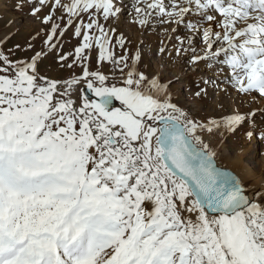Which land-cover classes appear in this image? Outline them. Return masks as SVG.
Masks as SVG:
<instances>
[{
    "label": "snow or ice",
    "instance_id": "1",
    "mask_svg": "<svg viewBox=\"0 0 264 264\" xmlns=\"http://www.w3.org/2000/svg\"><path fill=\"white\" fill-rule=\"evenodd\" d=\"M25 6L46 48L13 59L4 47L11 36L0 38V264H264V189L249 191L217 163L225 137L260 127L264 110L198 119L173 102L178 79L141 71L139 51L129 64L126 51L109 48L115 28L105 24L119 19L122 0L17 4ZM133 8L141 28L153 19L183 28L172 47L196 73L194 102L235 93L264 103V0H136ZM74 23L82 43L67 63L56 37ZM93 44L111 76L86 64ZM49 56L81 74H42Z\"/></svg>",
    "mask_w": 264,
    "mask_h": 264
},
{
    "label": "rangeland",
    "instance_id": "2",
    "mask_svg": "<svg viewBox=\"0 0 264 264\" xmlns=\"http://www.w3.org/2000/svg\"><path fill=\"white\" fill-rule=\"evenodd\" d=\"M21 2L22 0H0V38L6 34L11 36V39L8 40L4 47L13 48L15 51V55L12 57L13 59H29L34 55L35 51L46 48L44 45V39H46L44 28H42L40 21L30 15V9L28 7L25 6L22 9L17 8V4ZM122 3L124 6L130 4L129 13L131 14L123 12L125 16L129 15V17L119 18L117 21L110 20L105 24L106 29L109 25L115 28V35L109 46L110 50L116 56L123 55L126 51L129 64L132 63V58L139 51L142 55V59L138 63L141 71H144L148 75L159 73L165 81L178 79L179 83L173 84L172 90L175 94L173 102L182 108L190 110L191 114L198 119L205 117L220 118L236 110L241 112H247L254 108L264 110V107L262 108L260 104V99L253 101L251 97H245L242 100L235 93L228 97L220 95L208 101L194 102L192 98V92L194 91L192 81L196 78V73L189 70L188 56L184 54L176 55L172 47L176 45L175 36L184 34L183 28L179 32L173 33L171 29L175 25L161 24L160 22H156L155 19L146 28H141L134 22L136 13L133 6L136 4V0H129L128 2L122 1ZM43 14L41 13V15ZM57 16H59V13H57ZM66 19L65 17V21ZM57 22L61 23L59 20ZM85 22H87V17H85ZM101 23H104L102 19ZM75 27L76 24L74 23L71 27L67 28L63 37L59 35L56 37L61 46L58 50L69 56L67 63H72L75 56V48L82 43V37L78 38L74 36ZM38 30L40 31L39 37L36 36ZM121 37L124 41L123 47L117 43V40ZM169 37H172L171 41H169ZM28 42L34 45L33 50L25 53L14 49V45L17 43L22 48H27ZM161 47H167L168 52L161 54L158 51ZM82 55L88 56L86 64L90 70L99 68L104 74L112 75L113 66L109 62L99 59L100 49L98 46L93 44V47L86 50ZM53 59L52 56H49L39 63L42 74L62 81L81 74V67L79 65H73V69H68L67 67H60L58 62H53ZM115 74L117 76L120 75L118 72ZM72 91L73 98L79 100L81 93L76 90ZM221 104L223 108L219 107ZM255 123L260 127H252L249 124H245L235 134H230L225 137L226 142L223 144L231 153L243 150L245 153L244 161L255 173L262 177L264 183V136L261 135L264 132V126H261L264 125V117L258 115ZM249 130L254 132L251 139L246 138L244 135ZM217 162L222 166L228 167L225 164V158L220 154L217 157Z\"/></svg>",
    "mask_w": 264,
    "mask_h": 264
},
{
    "label": "bare ground",
    "instance_id": "3",
    "mask_svg": "<svg viewBox=\"0 0 264 264\" xmlns=\"http://www.w3.org/2000/svg\"><path fill=\"white\" fill-rule=\"evenodd\" d=\"M122 1L128 2L129 0H122ZM129 5L130 4H127L126 6H124V10L122 11V13L119 17L120 19L123 17H129V15L125 16L123 14V12L129 13V11H130ZM129 14H131V13H129ZM155 21L159 22L156 19H155ZM170 28H171V26H170ZM250 102H251V100H250ZM258 103H259V101H258ZM260 104L262 105V108H263L264 103L260 102ZM219 143H220V138L218 136L213 137V144L215 145V144H219ZM244 154L245 153L243 150L240 152L231 153L229 151V149L224 144H222L221 148H220V155H222L225 158V162H226L225 164L241 178V180L244 182V184L248 186L249 191H258V190L264 189V183H263L262 177L259 174L255 173L251 169V167H249V165L244 161V157H245ZM220 166H222V165H220ZM222 167H225V166H222ZM228 167H226V168H228ZM255 198L256 197H254V199Z\"/></svg>",
    "mask_w": 264,
    "mask_h": 264
},
{
    "label": "water",
    "instance_id": "4",
    "mask_svg": "<svg viewBox=\"0 0 264 264\" xmlns=\"http://www.w3.org/2000/svg\"><path fill=\"white\" fill-rule=\"evenodd\" d=\"M88 95L91 97V98H95V97H93L92 96V94L91 93H88ZM114 104L116 105V106H119V102L118 101H114ZM218 163V162H217ZM219 164V163H218ZM222 167V166H221ZM226 168V167H225ZM229 169V168H228ZM231 170V169H230ZM231 171H233V170H231ZM234 172V171H233ZM235 173V172H234ZM236 174V173H235ZM237 175V174H236ZM238 176V175H237Z\"/></svg>",
    "mask_w": 264,
    "mask_h": 264
}]
</instances>
